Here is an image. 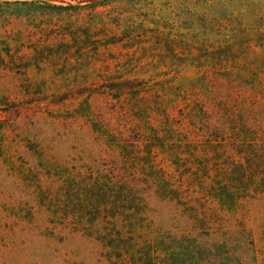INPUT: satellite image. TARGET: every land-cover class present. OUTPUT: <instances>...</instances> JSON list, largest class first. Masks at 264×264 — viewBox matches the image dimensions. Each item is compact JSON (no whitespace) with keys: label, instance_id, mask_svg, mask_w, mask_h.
<instances>
[{"label":"rangeland","instance_id":"rangeland-1","mask_svg":"<svg viewBox=\"0 0 264 264\" xmlns=\"http://www.w3.org/2000/svg\"><path fill=\"white\" fill-rule=\"evenodd\" d=\"M211 61L235 63L239 79L264 71V0H0V264H114L66 224L78 174L120 158L83 114H106L103 93L128 81L188 89ZM241 204L259 241L264 198ZM150 207L168 230L170 207Z\"/></svg>","mask_w":264,"mask_h":264},{"label":"trees","instance_id":"trees-1","mask_svg":"<svg viewBox=\"0 0 264 264\" xmlns=\"http://www.w3.org/2000/svg\"><path fill=\"white\" fill-rule=\"evenodd\" d=\"M196 67L188 89L128 81L121 89L132 91L103 93L106 114H83L120 158L78 174L66 224L95 234L114 264H264V227L256 241L239 212L264 198V71L239 79L228 61ZM154 199L170 207L168 230L155 224Z\"/></svg>","mask_w":264,"mask_h":264}]
</instances>
